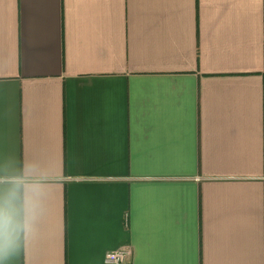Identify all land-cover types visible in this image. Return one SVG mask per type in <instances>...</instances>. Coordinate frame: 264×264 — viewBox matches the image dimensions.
Returning a JSON list of instances; mask_svg holds the SVG:
<instances>
[{"label":"crops","instance_id":"obj_1","mask_svg":"<svg viewBox=\"0 0 264 264\" xmlns=\"http://www.w3.org/2000/svg\"><path fill=\"white\" fill-rule=\"evenodd\" d=\"M0 264H264V0H0Z\"/></svg>","mask_w":264,"mask_h":264},{"label":"clouds","instance_id":"obj_2","mask_svg":"<svg viewBox=\"0 0 264 264\" xmlns=\"http://www.w3.org/2000/svg\"><path fill=\"white\" fill-rule=\"evenodd\" d=\"M0 194V261L15 251L20 234L27 232L35 215V190L23 178L9 181Z\"/></svg>","mask_w":264,"mask_h":264},{"label":"built area","instance_id":"obj_3","mask_svg":"<svg viewBox=\"0 0 264 264\" xmlns=\"http://www.w3.org/2000/svg\"><path fill=\"white\" fill-rule=\"evenodd\" d=\"M131 254L132 251L130 248L117 249L107 253L105 260L107 263L124 264L130 258Z\"/></svg>","mask_w":264,"mask_h":264}]
</instances>
